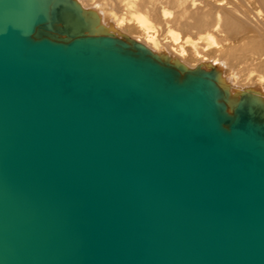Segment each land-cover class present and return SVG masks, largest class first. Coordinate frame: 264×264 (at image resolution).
Here are the masks:
<instances>
[{"label":"water","instance_id":"95a60500","mask_svg":"<svg viewBox=\"0 0 264 264\" xmlns=\"http://www.w3.org/2000/svg\"><path fill=\"white\" fill-rule=\"evenodd\" d=\"M68 10L0 0V264H264V119Z\"/></svg>","mask_w":264,"mask_h":264},{"label":"bare ground","instance_id":"6f19581e","mask_svg":"<svg viewBox=\"0 0 264 264\" xmlns=\"http://www.w3.org/2000/svg\"><path fill=\"white\" fill-rule=\"evenodd\" d=\"M135 1L128 0L126 5L133 8ZM141 1L138 3L141 8L149 3H145L146 0ZM209 1L212 5L207 4V8L191 11L182 7L181 0H167L168 6L178 11L172 20L176 27L185 34L193 29L203 31L196 40L189 37L181 38L178 33L171 32L170 45L167 44L170 49L168 54L159 52L158 35L147 16L135 15L133 19H117L115 26L109 25L108 31L102 36L116 38L133 48L141 45L159 62L176 68L181 75L197 70L209 72L219 90L218 100L224 105L228 114H234L240 106H251L264 119V113L259 108V106L264 107V0ZM103 7L106 9L110 5L106 3ZM79 8L80 20H76L71 11H65L63 20L55 22L54 30L49 31L47 35L57 40H65L70 37L64 35L61 30L67 28L74 36H99L92 31V26L85 20L87 11L84 13L82 8ZM152 13V18L158 20L157 13L155 11ZM92 19L95 18H89L88 21ZM133 22L141 33L129 37L132 32L126 24L130 25ZM122 27L123 32L119 31ZM214 34L221 35V38L217 40ZM212 54L216 56L209 58ZM250 73L259 74L258 78L251 77ZM242 113L251 120L247 112L242 111Z\"/></svg>","mask_w":264,"mask_h":264},{"label":"rangeland","instance_id":"374dc122","mask_svg":"<svg viewBox=\"0 0 264 264\" xmlns=\"http://www.w3.org/2000/svg\"><path fill=\"white\" fill-rule=\"evenodd\" d=\"M127 1L128 0H101V1L100 0H74L73 2H75L79 7H81L84 13L87 11L85 13V16H86L85 20L92 26L91 28L92 31L97 35H103L105 32H107L109 25L115 26L117 19L125 18L126 20H128V19H133L136 16H141V15L147 16L148 18H150L152 25L155 28L154 30L157 32L158 42L160 45L159 46L160 48H158V50L160 53L161 52L162 53L164 52L167 54L170 53V49L168 45H170L169 37H170L171 32L176 33V34L178 33L181 38L189 37L192 40L198 39L200 37V34H203V31H198L196 29H193L191 30L192 32L190 31L189 33L185 34L182 32L181 29L176 27L175 24H173L172 20L176 16L178 11L177 9L170 8L167 4V0H146V1L143 0V2L145 1V3L149 2L148 5L142 6L143 8H141V6H138V3L142 2L141 0H136L135 1L136 3L133 6V8H129V5L128 6L126 5ZM181 1H182V7L184 9H188L191 11L196 10V9H205L209 5V3L210 5H212L211 1L209 0H205V1L203 0V2L202 0H181ZM106 3L110 5V7L104 9L103 6ZM153 11L157 13L159 17L158 20H155L154 18H152L151 15L153 14L152 13ZM103 14H105V16ZM96 16L98 17L97 18L98 20L96 19ZM89 18L90 19L95 18L96 21L95 19H92L89 22L88 21ZM127 26L131 29V32H132L131 34H129V37H134L135 35H138L139 33H141V31L137 28L135 22H133V24L131 23L130 25L126 24V27ZM102 28H104V30ZM123 30L124 28L122 27L119 31L123 32ZM210 33H211V30H210ZM214 36L217 40L221 38V35L214 34ZM215 56L216 55L212 54L209 56V58H213ZM258 75L259 74L257 73H250V76L256 79L258 78Z\"/></svg>","mask_w":264,"mask_h":264}]
</instances>
